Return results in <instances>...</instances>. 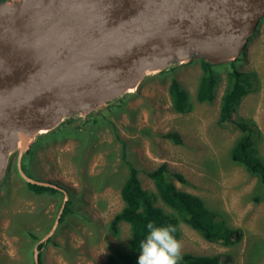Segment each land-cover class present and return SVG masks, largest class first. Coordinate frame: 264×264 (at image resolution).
I'll return each mask as SVG.
<instances>
[{
  "label": "rangeland",
  "instance_id": "obj_1",
  "mask_svg": "<svg viewBox=\"0 0 264 264\" xmlns=\"http://www.w3.org/2000/svg\"><path fill=\"white\" fill-rule=\"evenodd\" d=\"M199 59L192 56L187 62L149 73L136 89L119 97L123 98L124 111L115 117L114 123L119 138L126 142L124 148L110 129L100 130L97 141L86 146L90 155L82 156L79 162L81 140L69 138L44 146L38 141L43 133L35 136L30 172L37 179L64 189L67 199L72 198L71 211L58 220L51 235L40 242L44 244L38 249L41 264H102L111 249L127 248L129 224L120 223L116 235L107 226L123 205L119 194L125 172V168L119 166L122 151L139 169L143 189L156 193L146 172L164 162L170 173L179 172L186 180L181 183L171 177L178 189L198 195L206 206L218 211L227 224L242 229L239 241L223 245L204 239L197 230L180 221L176 239L183 245L182 254H219L221 261L227 264H264V201L253 200L257 179L230 157L239 130L234 124H218L220 96L227 82L226 71L232 64L228 61L216 66L220 79L215 97L211 102L198 103L194 97L202 72ZM233 64L240 71L255 74L252 89L241 99L233 119L252 121V137L258 155L264 159V34L261 25ZM172 78L190 95L193 105L189 112L172 109L168 94ZM117 99L106 106L118 102ZM69 117L84 120L88 115ZM166 133H175L180 142L165 136ZM16 156L17 151L9 155L7 171L0 179V264H35V245L52 228L64 193L31 190L17 171ZM104 170L112 175L111 181L97 189V182L91 178ZM154 204L165 212H172L158 197L154 198ZM28 232L37 239L31 238Z\"/></svg>",
  "mask_w": 264,
  "mask_h": 264
},
{
  "label": "water",
  "instance_id": "obj_2",
  "mask_svg": "<svg viewBox=\"0 0 264 264\" xmlns=\"http://www.w3.org/2000/svg\"><path fill=\"white\" fill-rule=\"evenodd\" d=\"M264 0H0V179L9 155L28 183L65 190L21 167L37 134L136 89L149 73L198 56L234 60Z\"/></svg>",
  "mask_w": 264,
  "mask_h": 264
},
{
  "label": "trees",
  "instance_id": "obj_3",
  "mask_svg": "<svg viewBox=\"0 0 264 264\" xmlns=\"http://www.w3.org/2000/svg\"><path fill=\"white\" fill-rule=\"evenodd\" d=\"M260 25L264 34V17L261 19ZM259 25V26H260ZM201 64V75L195 91V102H211L215 97L216 85L220 79V71L217 70L218 65L212 64L204 59H199ZM234 60L226 71V86L220 96L218 124H234L240 134L234 141L230 149L231 159L242 165L248 173L255 176L257 185L255 187V202L264 201V159L258 155L255 141L252 137L251 120L233 119L241 99L252 89L255 74L252 72H243L235 67ZM168 94L171 107L175 112L185 113L192 108L193 101L187 91L181 86L176 78L170 79L168 85ZM134 94H129V96ZM118 102L106 106L103 110L93 111L88 114L84 120L79 118L68 117L64 119L55 129L50 132L39 135L38 141H42L44 146L64 142L72 138L73 140H81L82 148L79 151L78 161L81 162L82 156H89L86 146H90L92 142L97 141L98 131L109 130L114 134L117 140L121 142L123 148L126 142L122 141L117 133L115 117L124 111L123 98L117 99ZM80 120L79 122H77ZM165 136L172 137L174 141L180 142L175 133H166ZM34 141L25 151L21 159L22 170L30 177L37 179L31 170V158L33 155ZM111 157V155H109ZM119 166L125 168L122 181L120 184L119 194L122 200V207L117 211L107 223L108 230L116 235L119 232L120 223L129 224V238L127 248H113L108 253L106 260L102 264H138L140 255V242L148 234L146 227L149 221L157 225L172 224L176 226L175 237L179 236L178 224L183 221L191 228L197 230L201 236L208 241L220 242L223 245H231L242 238L243 232L239 227H233L225 222L218 211H214L206 206L203 200L195 194L178 189L173 183L171 177L181 183H185L183 175L179 172L170 173L164 162L156 167L148 170L147 176L152 180L156 189L153 194L142 188L138 174L139 169L125 157V152L120 155ZM16 171V169H15ZM17 172V171H16ZM87 180V175H83ZM111 174L104 170L98 176L92 177L96 183V188L100 189L111 181ZM34 192H51L59 193L61 191L54 187L43 186L37 184L26 183ZM70 195V194H69ZM158 197L164 204L172 209V212H165L161 207L154 204V198ZM72 198H68L60 221L63 216L71 211ZM28 235L37 239V237L28 232ZM44 244L39 243L38 249ZM38 263L40 262V254L38 253ZM179 264H227L221 261L219 254L211 255H194L191 253L182 254Z\"/></svg>",
  "mask_w": 264,
  "mask_h": 264
},
{
  "label": "clouds",
  "instance_id": "obj_4",
  "mask_svg": "<svg viewBox=\"0 0 264 264\" xmlns=\"http://www.w3.org/2000/svg\"><path fill=\"white\" fill-rule=\"evenodd\" d=\"M146 227L148 234L140 242L138 264H179L183 245L175 237L176 226L149 221Z\"/></svg>",
  "mask_w": 264,
  "mask_h": 264
},
{
  "label": "bare ground",
  "instance_id": "obj_5",
  "mask_svg": "<svg viewBox=\"0 0 264 264\" xmlns=\"http://www.w3.org/2000/svg\"><path fill=\"white\" fill-rule=\"evenodd\" d=\"M218 253V252H217ZM229 253V252H228ZM235 262V261H234Z\"/></svg>",
  "mask_w": 264,
  "mask_h": 264
}]
</instances>
